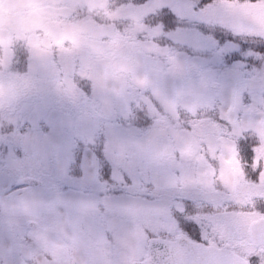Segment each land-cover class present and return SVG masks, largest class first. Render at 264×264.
<instances>
[{
    "label": "rangeland",
    "instance_id": "obj_1",
    "mask_svg": "<svg viewBox=\"0 0 264 264\" xmlns=\"http://www.w3.org/2000/svg\"><path fill=\"white\" fill-rule=\"evenodd\" d=\"M253 1L0 0V264L11 244L22 264L46 230L64 249L55 235L77 245L99 226L124 232L126 264L150 234L264 264L247 236L264 217V175L252 181L264 173V0ZM194 4L211 7L197 17ZM26 176L44 186L16 189ZM92 245L79 243V264Z\"/></svg>",
    "mask_w": 264,
    "mask_h": 264
},
{
    "label": "flooded vegetation",
    "instance_id": "obj_2",
    "mask_svg": "<svg viewBox=\"0 0 264 264\" xmlns=\"http://www.w3.org/2000/svg\"><path fill=\"white\" fill-rule=\"evenodd\" d=\"M118 228L119 226H117L116 229H106L105 226H99V230L95 232V236H93L88 230L78 231L79 234L74 236L78 242L77 245L73 244V241L63 240L60 235H55L54 238L63 241L64 249L59 246L47 245L48 242L46 241V238L51 235V231L46 230V233L39 240V248L33 249V251L30 252V258L24 257L22 252H20L19 259H22V264H38V261L39 264H79V261L81 260L78 252L80 249L78 246L79 243L86 244L88 241H91L94 245L88 247V249H90V251H87L88 253L84 252V254H88L87 259L89 260V264H126L125 241L123 245V238H125V235L123 231H120L122 234H118V236H116L114 231H118ZM30 231L31 230L25 231L23 234L24 242L28 240L31 241L29 236ZM17 237H21V235H18ZM81 238L84 243L79 241ZM179 238L184 237L178 236L172 239L177 240ZM185 239L189 240L190 237ZM195 241L199 242L198 240ZM11 248L15 250H13L8 257V264H19L18 252L20 247L11 244ZM23 248L30 249V251L32 249L28 246H24ZM147 255L148 253L146 247L142 259L144 260Z\"/></svg>",
    "mask_w": 264,
    "mask_h": 264
},
{
    "label": "water",
    "instance_id": "obj_3",
    "mask_svg": "<svg viewBox=\"0 0 264 264\" xmlns=\"http://www.w3.org/2000/svg\"><path fill=\"white\" fill-rule=\"evenodd\" d=\"M30 186L32 188H39L43 184L35 178H23L16 184L19 186ZM36 223H29V228H35ZM250 241L253 245L259 247L264 243V219L254 221L248 230ZM161 247H163L161 249ZM170 247L167 251V257L164 264H246V262L235 254L227 250H218L211 246L196 245L189 242L178 241L163 242L154 240L149 246L152 256L163 253L164 249ZM161 249V250H160ZM184 252L187 253L185 258ZM137 264H150V260L144 263Z\"/></svg>",
    "mask_w": 264,
    "mask_h": 264
},
{
    "label": "snow or ice",
    "instance_id": "obj_4",
    "mask_svg": "<svg viewBox=\"0 0 264 264\" xmlns=\"http://www.w3.org/2000/svg\"><path fill=\"white\" fill-rule=\"evenodd\" d=\"M245 2L247 4H252L253 0H245ZM209 7H211V6L201 7L198 4H194L193 7H192V12L194 14H197L196 16L198 17L199 13L203 12L205 9H207ZM167 8H171V7H167ZM162 11H164V9ZM201 21L204 22V23L209 24L207 21H205L203 19H201ZM234 33L239 35V36H242L239 33H236V32H234ZM242 37H245V36H242ZM245 38H251V37H245ZM255 39L261 41V43H264V36L255 37ZM227 99H228V94L226 93V100ZM242 103L245 104L244 95L242 96ZM216 120H217V123H220L222 126H227V121H225L222 116H217ZM244 155L248 158V161H249L250 164L255 163V148L254 147L246 146L245 149H244ZM210 158L211 157H210V154H209V156H207L206 159H210ZM262 175H264V173H261L259 170H253V172H252V181L254 183L259 181L261 179ZM219 187L223 188V185L221 184ZM190 190L199 192V190L195 189V188H190ZM203 203H204V206H205V214H211V213H213L215 211H219V209H217L216 206L211 201H204ZM178 211L180 212L181 216H184L186 213L189 212V209L187 207L183 206L182 209H178ZM173 218L175 219V216ZM177 224L180 225V222L177 221ZM194 224H196V223H194Z\"/></svg>",
    "mask_w": 264,
    "mask_h": 264
},
{
    "label": "trees",
    "instance_id": "obj_5",
    "mask_svg": "<svg viewBox=\"0 0 264 264\" xmlns=\"http://www.w3.org/2000/svg\"><path fill=\"white\" fill-rule=\"evenodd\" d=\"M232 1H233V0H230V2H232ZM239 1H242V2H243V1H245V0H239ZM253 2H254V1H253ZM20 44H21V43H19V48H21V49L24 48V45H20ZM240 47H241V49H243V46H242V45H241ZM20 52H21V51H20ZM241 55H243V54H241ZM19 56H20V54H19ZM243 56H245V58H242V59H239V58H238L236 61H243V62H245V63H249L250 60L248 59V56H246V55H243ZM18 64L21 65L19 61H18Z\"/></svg>",
    "mask_w": 264,
    "mask_h": 264
}]
</instances>
